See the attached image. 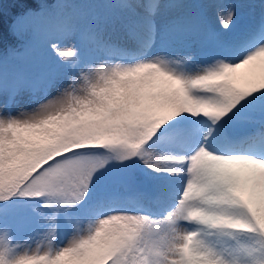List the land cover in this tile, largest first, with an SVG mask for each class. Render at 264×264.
Returning a JSON list of instances; mask_svg holds the SVG:
<instances>
[{"label":"snow or ice","instance_id":"obj_1","mask_svg":"<svg viewBox=\"0 0 264 264\" xmlns=\"http://www.w3.org/2000/svg\"><path fill=\"white\" fill-rule=\"evenodd\" d=\"M35 2L0 58V264H264V0Z\"/></svg>","mask_w":264,"mask_h":264},{"label":"rangeland","instance_id":"obj_2","mask_svg":"<svg viewBox=\"0 0 264 264\" xmlns=\"http://www.w3.org/2000/svg\"><path fill=\"white\" fill-rule=\"evenodd\" d=\"M30 3L33 2V0H9L8 3L4 5L5 9H9V11L5 14V16L0 17V29L4 32L5 27H7V20L9 14L12 13V8H16L14 5L16 3ZM104 0H79L77 2H72L70 5L67 4L63 9L56 8L61 11L65 12H71L74 14H87L92 15L98 12H101L104 10ZM225 2L230 4H236L238 6H246V5H258L261 0H225ZM237 13L240 17V20L243 22H248L250 20H254L257 16L258 9L255 7H238ZM5 34V33H4ZM17 65V64H16ZM15 67V65H13ZM11 69V68H9ZM247 69H241L240 71H246ZM25 105H19L17 110L24 108ZM243 132V130H240ZM135 199L134 197L132 198ZM29 237H31V240H29ZM21 242L29 241L33 247H35L36 243H38L41 239V235L37 233H29L26 235H23L21 238Z\"/></svg>","mask_w":264,"mask_h":264},{"label":"trees","instance_id":"obj_3","mask_svg":"<svg viewBox=\"0 0 264 264\" xmlns=\"http://www.w3.org/2000/svg\"><path fill=\"white\" fill-rule=\"evenodd\" d=\"M79 0H51V3L48 5L50 8L56 9V8H61L63 9V7H65V5L67 4H71L72 2H77ZM30 7H38L39 5L36 4L35 0H33V2H28L27 3ZM16 8H12V13L9 14L8 16V20L6 22V24H8L10 22V18L11 16L16 12ZM4 41H3V45L0 44V58L3 59V61L9 65H12L13 63L19 62L20 58H21V52L22 49L20 48L19 45L13 47V45L15 44V40L14 38H12L10 36V34H8L7 32V27H5L4 29ZM0 31H2L0 29Z\"/></svg>","mask_w":264,"mask_h":264}]
</instances>
